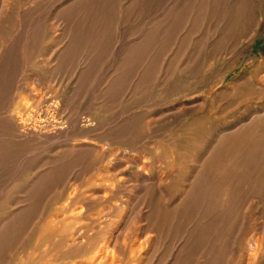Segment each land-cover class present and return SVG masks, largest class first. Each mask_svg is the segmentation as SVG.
<instances>
[{"label": "rangeland", "instance_id": "rangeland-1", "mask_svg": "<svg viewBox=\"0 0 264 264\" xmlns=\"http://www.w3.org/2000/svg\"><path fill=\"white\" fill-rule=\"evenodd\" d=\"M0 264H264V0H0Z\"/></svg>", "mask_w": 264, "mask_h": 264}, {"label": "bare ground", "instance_id": "bare-ground-1", "mask_svg": "<svg viewBox=\"0 0 264 264\" xmlns=\"http://www.w3.org/2000/svg\"><path fill=\"white\" fill-rule=\"evenodd\" d=\"M114 242V241H113Z\"/></svg>", "mask_w": 264, "mask_h": 264}]
</instances>
